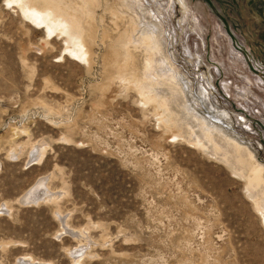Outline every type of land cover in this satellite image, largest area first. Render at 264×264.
I'll return each instance as SVG.
<instances>
[{"label": "rangeland", "instance_id": "obj_1", "mask_svg": "<svg viewBox=\"0 0 264 264\" xmlns=\"http://www.w3.org/2000/svg\"><path fill=\"white\" fill-rule=\"evenodd\" d=\"M57 2L0 0V264H264V0Z\"/></svg>", "mask_w": 264, "mask_h": 264}, {"label": "bare ground", "instance_id": "obj_2", "mask_svg": "<svg viewBox=\"0 0 264 264\" xmlns=\"http://www.w3.org/2000/svg\"><path fill=\"white\" fill-rule=\"evenodd\" d=\"M16 1V0H15ZM22 1V3H26V4H22V9H25V12H27V13H29L30 14V16L31 17H33L34 19H36V20H38L39 19V21L40 22H43L46 18H48V19H52V20H62L63 18L62 17H60V15L61 14H59V12H60V9L59 8H57V7H54V4H57L58 2H57V0H44V2H43V5H42V7H39V3H38V0H21ZM91 1V0H90ZM86 3V2H85ZM54 7V8H53ZM51 8V10L49 11V9ZM43 10H45L46 11V13L45 14H43V12H42V14H41V12L40 11H43ZM63 15H67V14H63L62 13V15L61 16H63ZM46 16V17H45ZM70 16V15H69ZM45 17V18H44ZM60 20V21H61ZM64 20H67V25H72L74 28L77 26V25H75L76 24V21H72V20H68V19H64ZM51 21V20H50ZM56 22V21H55ZM54 22V23H55ZM53 22H52V25L51 26H53L54 28L55 27H57V26H55V24H54ZM57 23V22H56ZM61 24V23H60ZM58 25V24H57ZM49 26V25H48ZM47 26V27H48ZM50 26V27H51ZM60 26V25H59ZM71 26V27H72ZM52 27V28H53ZM49 28V27H48ZM67 28V27H66ZM49 30H51V28H49ZM65 30H67V29H65ZM71 32V31H70ZM146 74V73H145ZM149 75H147V77H148ZM149 78H151V77H149ZM141 81V80H140ZM171 81V80H170ZM146 82V81H145ZM149 80H148V82L146 83V84H143V85H141L140 87H139V90H140V92L144 95V97L146 98V100L148 101H155L156 99H158V98H160L159 100H160V104H158L160 107H164V108H167V110H171L170 109V106H171V104L173 103L176 107H178V109L179 110H182V112H183V110H184V108L186 107V104H185V102L183 101V99H182V97L181 96H177V92L175 91V89L174 90H171L170 91V93H169V95H166V96H162V92L161 91H158L157 92V90H156V88L155 87H150V84H149ZM153 83V82H152ZM154 84V83H153ZM165 85V84H164ZM158 95H160L161 97H159ZM157 105V106H158ZM172 107V106H171ZM175 109H173V110H171V113L174 111ZM178 111V110H177ZM173 112L176 116L178 115V112ZM172 113V114H173ZM184 113V112H183ZM162 114V116L165 114H163V113H161ZM161 116V115H160ZM162 116H161V119L162 120H164L163 118H162ZM190 117V119L191 120H195L196 121V124H197V121L199 120L198 118H197V116H195L194 114H192V113H188L187 111H186V114L184 113V114H182L181 115V117L179 116V120H180V123L181 122H183V124H188V120L187 121H185L184 119L185 118H187V117ZM168 117V116H167ZM188 117V118H189ZM190 120V121H191ZM168 122L170 123V122H172V123H170V124H174V120H172V119H170V120H168ZM194 124V123H193ZM200 125H201V128H203L204 127V123L202 122V123H200ZM172 126V125H171ZM182 128V127H181ZM207 135V134H206ZM208 137H209V135H207ZM211 138V137H210ZM210 138H208V139H210ZM188 139H189V141H191V142H193L194 141V137H193V135L191 134L190 136H188ZM198 140V139H197ZM199 141V140H198ZM203 146H205V145H203ZM40 155V153L38 154V156ZM259 179H260V177H258L257 178V180H256V185H258V181H259ZM263 189V188H262ZM32 190V189H31ZM264 190V189H263ZM261 191V190H260ZM32 192V191H31ZM257 192H258V190H257ZM30 193V192H29ZM29 193H25L23 196H25V197H27V199H29L30 201H36L37 199H39L38 197H36V198H33L32 196H30L29 195ZM258 193H260V192H258ZM31 194V193H30ZM256 194V193H255ZM260 196V195H259ZM262 196H263V194H262ZM256 197H257V195H256ZM21 199V198H20ZM255 203H256V205L257 204H260V203H258L257 201H255ZM257 207H259V209H262V210H264V205H257ZM29 263H27V264H32V262H30L29 260H27ZM23 262V261H22ZM21 262V263H22ZM34 263V262H33ZM24 264V263H23ZM26 264V263H25ZM38 264V263H37Z\"/></svg>", "mask_w": 264, "mask_h": 264}, {"label": "water", "instance_id": "obj_3", "mask_svg": "<svg viewBox=\"0 0 264 264\" xmlns=\"http://www.w3.org/2000/svg\"><path fill=\"white\" fill-rule=\"evenodd\" d=\"M19 202L25 205V204L36 203L37 201H30L29 199H27V197L22 196Z\"/></svg>", "mask_w": 264, "mask_h": 264}]
</instances>
